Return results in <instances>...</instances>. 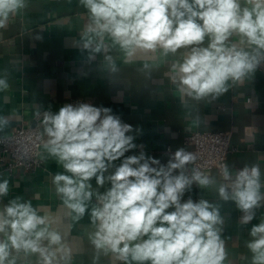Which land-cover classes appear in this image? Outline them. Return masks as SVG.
Here are the masks:
<instances>
[{
    "label": "clouds",
    "instance_id": "clouds-1",
    "mask_svg": "<svg viewBox=\"0 0 264 264\" xmlns=\"http://www.w3.org/2000/svg\"><path fill=\"white\" fill-rule=\"evenodd\" d=\"M87 23L75 46L85 62L99 59L111 80L125 65L151 77L167 63V78L188 101L212 103L230 88L251 81L264 66V0H78ZM28 0H0V29L20 14ZM10 87L0 75V91ZM35 141L41 160L63 169L52 176L66 216L78 224L87 215L92 264L114 258L119 264H225V217L219 202L185 194L195 184L214 189L219 201L233 202L240 225L264 208V171L258 163L233 169L225 162L220 179L197 166V155L180 147L166 163L147 155H126L139 146V132L112 109L78 100L57 112L35 104ZM10 117L0 115V142L10 136ZM198 124L199 121L197 120ZM34 146L28 137L27 155ZM95 181L93 186L92 181ZM103 189V191H101ZM0 178V264H71L72 248L53 217L31 200L9 196ZM250 264H264V219L248 232Z\"/></svg>",
    "mask_w": 264,
    "mask_h": 264
},
{
    "label": "crops",
    "instance_id": "crops-1",
    "mask_svg": "<svg viewBox=\"0 0 264 264\" xmlns=\"http://www.w3.org/2000/svg\"><path fill=\"white\" fill-rule=\"evenodd\" d=\"M87 23L86 10L78 0H28L20 14L11 17L8 26L0 29V75L7 72L10 87L0 91V115L10 117L7 133L16 127H36L33 118L35 104L42 110L57 112L74 98L94 106L112 109L124 122L139 132L137 149L126 155H147L166 163L169 152L180 147L192 152L185 137L193 132H230L238 152L228 156L230 168L258 163L264 171V66L254 78L237 85L212 103L193 101L182 107L179 93L170 84L169 65L158 63L152 76L138 71L139 63L125 65L117 60L119 73L112 78L99 69V59L85 62V54L74 44ZM199 121L197 124L196 121ZM42 151V149H41ZM43 168L32 174L18 172L0 178L10 182L7 203L15 196L31 200L42 214L53 217L72 248L71 264H92L93 249L88 242L90 230L86 215L78 224L66 216L52 185V176L63 169L55 160H43ZM216 176L215 171L205 172ZM95 186V181H92ZM103 191V189H101ZM194 200L201 197L219 202L225 217V240L228 259L225 264H250L251 254L245 244L250 228L264 219V208L249 225H240L241 213L231 201H219L214 189H200L195 184L185 194ZM36 264V257L29 258ZM100 264H119L114 258H103Z\"/></svg>",
    "mask_w": 264,
    "mask_h": 264
},
{
    "label": "built area",
    "instance_id": "built-area-1",
    "mask_svg": "<svg viewBox=\"0 0 264 264\" xmlns=\"http://www.w3.org/2000/svg\"><path fill=\"white\" fill-rule=\"evenodd\" d=\"M81 98H74L70 103H76ZM84 101V100H83ZM36 127L19 126L11 130L7 142H0V164L2 172L8 176H14L18 172L32 174L43 168L41 160V148L35 141ZM31 137L34 146L27 155L22 153V145ZM185 143L191 145L197 159V166L204 172L215 171L220 175V166L227 163L228 156L238 152V148L232 144L230 132L206 131L193 132L185 137Z\"/></svg>",
    "mask_w": 264,
    "mask_h": 264
}]
</instances>
